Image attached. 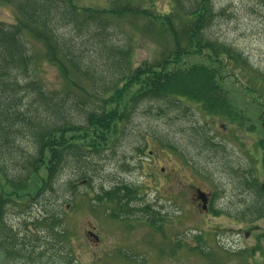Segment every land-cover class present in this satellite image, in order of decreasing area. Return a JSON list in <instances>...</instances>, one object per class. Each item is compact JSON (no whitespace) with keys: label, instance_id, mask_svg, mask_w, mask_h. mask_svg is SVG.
<instances>
[{"label":"trees","instance_id":"1","mask_svg":"<svg viewBox=\"0 0 264 264\" xmlns=\"http://www.w3.org/2000/svg\"><path fill=\"white\" fill-rule=\"evenodd\" d=\"M96 1L91 5L84 0H0L16 14L14 23H0V173L10 189L0 188V264H41L49 247L45 243L44 250L36 251L39 246L29 244L33 240L25 244L26 235L19 239L8 227L6 209L18 205L19 192L34 191L25 202L38 203L54 191L61 171L71 165L90 185L95 171L87 164L110 149L119 127L131 119L138 105L156 103L157 114L172 122L188 117L192 104L224 125L242 128V122L247 121V114L223 87L222 74L251 71V66L240 51L210 35L219 15L213 0H169L167 13L140 0ZM135 36L142 43L147 39L160 46L155 62L145 60L135 66ZM29 38L40 44V51L28 43ZM185 57L200 61L187 63ZM37 59L57 69L66 88L63 99L59 100L56 91H48L38 77ZM100 78L107 84L101 95L87 93L81 84ZM70 89H79L84 100H70ZM71 102L76 107L82 104L83 109L77 108L82 110L83 123L70 114ZM189 132L197 155L207 152L213 160L225 154L205 125L196 122ZM23 139L31 141L34 149H26ZM180 152L185 162L200 168L201 160L187 157L181 148ZM40 170L45 173L43 179H39ZM204 173L211 177L212 171L204 169ZM236 180L247 190V179ZM253 185L261 198L252 208V216L245 206L243 220L264 218V191L256 178ZM73 186L69 184V190ZM95 200L114 206L109 216L117 219L134 215L138 204L135 189L122 182L110 190L100 187ZM132 202L137 203L131 206ZM143 209L148 212V206ZM46 215L32 224L42 225L52 238L63 236L58 214L51 210ZM196 243L202 254L200 236ZM181 248L177 241L169 254Z\"/></svg>","mask_w":264,"mask_h":264},{"label":"rangeland","instance_id":"2","mask_svg":"<svg viewBox=\"0 0 264 264\" xmlns=\"http://www.w3.org/2000/svg\"><path fill=\"white\" fill-rule=\"evenodd\" d=\"M84 1L91 5L97 3L96 0ZM140 1L153 4L163 13L171 7L169 0ZM213 5L219 15L209 30L210 35L240 51L254 72L234 70L235 77L222 74L223 87L247 114V121L242 122V128L224 125L220 119L202 114L198 106L192 104L188 117L172 122L170 117L157 114L156 103L138 105L131 119L119 127L110 149L95 158L91 165L87 164L88 169L95 171L90 185L80 179L74 165L67 166L58 176L54 191L47 192L38 203L37 200L25 202L34 191L27 194L20 191L22 197L18 198V205L7 207L6 223L19 239L26 235L25 244L33 240L29 244L39 246L36 251L44 250L48 243L41 264L264 263V222L254 218L243 220L241 214L251 198L236 180L239 177L241 182L246 181L252 174L259 185L264 184V0H213ZM15 20L14 9L0 3V23L7 25ZM124 27L129 31L128 26ZM135 37V66L145 60L155 62L160 46L147 39L142 43L139 36ZM30 42L40 49L35 40L29 38ZM193 61L200 60L185 57V62ZM37 74L48 91H56L59 100L64 98L66 88L56 68L40 61ZM260 74L263 78L258 76ZM102 79L95 83L81 81V84L87 93L101 95L107 85ZM70 91V100H84L79 89ZM71 105L70 114L83 123L79 109L82 104H77L79 108L72 102ZM196 122L208 128L211 137L216 139L214 142L222 144L224 155L214 156L213 160L208 158L212 154L207 152L197 155L198 150L191 142L195 140L189 132ZM21 143L26 149H34L27 139ZM180 148L187 157L201 160L199 169L185 162L187 159L179 154ZM204 169L212 171L211 177ZM44 174L40 170L39 179H43ZM120 182L134 188L138 199L135 214L124 220L109 216L114 206L95 200L100 187L110 190ZM69 184L74 185L72 190ZM190 185L214 197L210 213L195 207ZM2 187L10 192L0 173ZM144 206H148V212ZM51 210L62 220L64 234L61 237L52 238L42 225L32 224L43 220L46 211ZM158 211L164 220L150 221L152 217H161ZM150 212L154 215H149ZM253 228L256 229L246 235ZM197 236L201 237L202 254L197 250ZM177 241L182 248L170 255ZM52 244L54 248L50 249Z\"/></svg>","mask_w":264,"mask_h":264},{"label":"flooded vegetation","instance_id":"3","mask_svg":"<svg viewBox=\"0 0 264 264\" xmlns=\"http://www.w3.org/2000/svg\"><path fill=\"white\" fill-rule=\"evenodd\" d=\"M161 171L163 172V168H161ZM252 173V172H251ZM161 177H163V176H161ZM247 182L249 183V186H248V188H247V193L250 195V203H248V205H247V207H249V215H251L252 216V208L254 207V205H256L257 203H259V200H260V196H258L257 194H255V192L253 191V187H254V185H253V175L252 174H250L248 177H247ZM258 181V180H257ZM128 186H130V185H128ZM260 187H261V189H263V191H264V184H260ZM131 188V187H130ZM190 189H191V191H192V201H193V203H194V205H195V207H197L199 210H201L202 212H204V213H210V211H211V209H212V207H213V204H214V197H212V195L211 194H209L207 191H204V190H202V189H199L200 191H202V192H204V194H205V196H204V198H205V202H202L199 198H198V192H197V190H198V188L196 187V186H194V185H190ZM216 198V197H215ZM132 205L131 206H133L134 204H133V202L131 203ZM158 210V209H157ZM161 210H162V208H161ZM162 212H164V211H162ZM158 213H160V214H158V215H160L161 217H158V218H154V217H152L151 219H150V221H157V222H162L163 220H164V218L162 217L163 215H162V213L161 212H159L158 211ZM150 215L151 216H153L154 215V212H151L150 213ZM130 216H133L132 214H130V215H127V216H123V217H119L118 219H122V220H124V219H126V218H128V217H130ZM262 220H263V222H264V218H262ZM254 229H256V228H253L252 230H250V232H247L246 233V235L247 234H249V233H251ZM202 250V249H201ZM203 251V250H202Z\"/></svg>","mask_w":264,"mask_h":264},{"label":"water","instance_id":"4","mask_svg":"<svg viewBox=\"0 0 264 264\" xmlns=\"http://www.w3.org/2000/svg\"><path fill=\"white\" fill-rule=\"evenodd\" d=\"M198 192V198L202 201V202H205V194L203 192H201L200 190H197ZM96 238V237H95Z\"/></svg>","mask_w":264,"mask_h":264}]
</instances>
